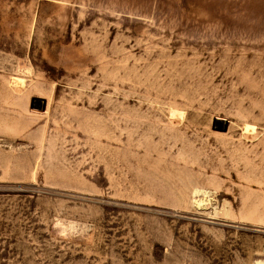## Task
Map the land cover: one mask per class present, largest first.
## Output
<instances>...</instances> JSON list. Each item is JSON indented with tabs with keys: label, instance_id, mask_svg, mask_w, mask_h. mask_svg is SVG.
<instances>
[{
	"label": "rangeland",
	"instance_id": "obj_1",
	"mask_svg": "<svg viewBox=\"0 0 264 264\" xmlns=\"http://www.w3.org/2000/svg\"><path fill=\"white\" fill-rule=\"evenodd\" d=\"M256 263L264 0H0V264Z\"/></svg>",
	"mask_w": 264,
	"mask_h": 264
},
{
	"label": "bare ground",
	"instance_id": "obj_2",
	"mask_svg": "<svg viewBox=\"0 0 264 264\" xmlns=\"http://www.w3.org/2000/svg\"><path fill=\"white\" fill-rule=\"evenodd\" d=\"M30 70V69H29ZM31 73V72H30ZM15 79V78H14ZM24 80V79H23ZM23 80L21 81V79H19L18 77H16V79L14 80V82H16L17 84L16 85H18L20 82H23ZM52 84V83H51ZM50 96V95H49ZM38 98V100H36V103L34 104V108H32V106H31V108H32V110H37L38 109V111H39V109L42 107L43 108V106L45 105V99H46V109H45V111H42L43 113H37V112H32V114H34V115H45V114H47V112H48V105H49V99H50V97L49 98H46V97H44V96H38L37 97ZM172 110V109H171ZM220 125V124H219ZM244 129L246 130V131H248V130H252V126L251 125H248V124H246L245 126H244ZM256 264H260V263H256Z\"/></svg>",
	"mask_w": 264,
	"mask_h": 264
}]
</instances>
